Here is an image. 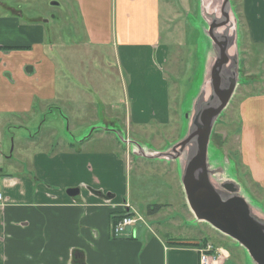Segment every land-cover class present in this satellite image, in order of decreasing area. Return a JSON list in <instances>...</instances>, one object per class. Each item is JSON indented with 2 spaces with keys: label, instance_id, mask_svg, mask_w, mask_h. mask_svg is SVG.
<instances>
[{
  "label": "crops",
  "instance_id": "obj_1",
  "mask_svg": "<svg viewBox=\"0 0 264 264\" xmlns=\"http://www.w3.org/2000/svg\"><path fill=\"white\" fill-rule=\"evenodd\" d=\"M4 1L0 0V48L15 49H0V132L6 133L3 117L22 113L31 117L56 113L64 124L67 116L55 104L64 108L68 103L55 101L65 99H55L57 67L48 49L47 55L43 53L44 28L34 19L22 24L20 0ZM70 1L83 18L91 42L84 44L86 49L114 50L115 66L126 77L130 123L141 126L150 118L167 123L162 79L167 52L158 36L159 0ZM239 6L250 44L264 48V0H240ZM150 66L155 69L153 77ZM35 98L53 101L57 109L36 111ZM40 128L38 125V132ZM249 129L253 144L243 136L239 141L247 150L245 162L256 184L263 188L264 130ZM64 151L31 152L28 165L17 164L21 173L0 168L4 198L0 205V264H198L197 247L174 245L188 240L161 238L156 233L159 225H137L129 229V238L110 235L111 216L122 213L124 203L131 207L116 149L93 154ZM87 164L90 171L79 180V171H86ZM71 187L79 188L74 198L64 192ZM158 214L148 217L154 219Z\"/></svg>",
  "mask_w": 264,
  "mask_h": 264
},
{
  "label": "rangeland",
  "instance_id": "obj_2",
  "mask_svg": "<svg viewBox=\"0 0 264 264\" xmlns=\"http://www.w3.org/2000/svg\"><path fill=\"white\" fill-rule=\"evenodd\" d=\"M5 1L9 4V0ZM159 2L158 36L160 45L166 47L167 52L162 79L166 90L168 121L160 124L150 118L141 126L129 121L131 100L125 95L126 77L120 75L115 66L113 48L106 45L112 49L100 53L89 47L86 49L84 44L90 45L91 42L85 35L83 18L76 4L70 0L17 2L18 10L23 15L22 24L34 19L44 28L43 53L47 55L48 49L57 67L58 97L55 99H65L55 101L63 105L68 103L64 108L60 103L55 105L61 107L58 108L67 118L62 124L56 113L52 117L48 114L31 117L26 113L3 117L6 133L0 132V168L11 174L16 171L21 173L17 164L30 163L31 152L43 149L47 152L65 149L64 152L70 153L82 150V153L93 154L110 152L114 148L121 160L120 173L126 177L128 202L144 218L149 228L150 224L159 225L156 233L165 239L172 237L180 241H199L205 238L215 248L225 249L229 258L224 264H249L246 252L235 242L204 223L191 224L193 216L186 205L175 162L136 158L114 134L93 130L110 125L109 128L120 131L125 138L155 151L164 150L181 137L185 128V114L199 84L203 64L200 51L202 37L195 25L198 1ZM231 2L238 19L242 82L214 127L212 144L226 164L233 167L235 179L254 205L264 212V187L256 184L250 165L245 162L247 150L241 148L239 141L243 136L249 138L252 145L253 138L248 128L264 130V48L250 44L240 13V0ZM154 70H148L152 77ZM33 108L36 111L57 109L53 101L38 98H35ZM38 125L41 126L39 132ZM70 143L74 144L73 149L67 148ZM88 167L90 165L87 164L86 171H79V180L89 173ZM68 189L65 188L64 192ZM158 205L163 206L158 217L149 218V209ZM139 226L145 225L140 223Z\"/></svg>",
  "mask_w": 264,
  "mask_h": 264
},
{
  "label": "water",
  "instance_id": "obj_3",
  "mask_svg": "<svg viewBox=\"0 0 264 264\" xmlns=\"http://www.w3.org/2000/svg\"><path fill=\"white\" fill-rule=\"evenodd\" d=\"M196 28L202 37V69L181 137L155 151L124 137L109 126L129 153L145 160L175 162L191 224L204 223L242 247L249 264H264V212L254 205L212 144L213 130L241 84L238 19L231 0H197ZM52 5H57L52 3ZM85 140V139H84ZM79 188H70L74 198Z\"/></svg>",
  "mask_w": 264,
  "mask_h": 264
},
{
  "label": "built area",
  "instance_id": "obj_4",
  "mask_svg": "<svg viewBox=\"0 0 264 264\" xmlns=\"http://www.w3.org/2000/svg\"><path fill=\"white\" fill-rule=\"evenodd\" d=\"M3 194L0 191V205L3 203ZM122 213L111 216L110 221V235L116 239L129 238V229H133L140 223L147 226L144 218L138 215L136 211L128 204L122 205ZM198 264H223L228 258V254L222 253L218 248H215L211 243L199 244L197 248Z\"/></svg>",
  "mask_w": 264,
  "mask_h": 264
},
{
  "label": "trees",
  "instance_id": "obj_5",
  "mask_svg": "<svg viewBox=\"0 0 264 264\" xmlns=\"http://www.w3.org/2000/svg\"><path fill=\"white\" fill-rule=\"evenodd\" d=\"M0 49H2V50H10V49H15V48H0ZM212 141H213V139H212ZM68 146H69V149H73L74 144L70 143ZM161 208H162V206H159V205L158 206H154L153 209H149V214H151V213L153 214L156 211H159ZM207 242H208V240L203 238V239H201L199 241L175 242L176 244H174V245H176V246L197 247L199 244H206Z\"/></svg>",
  "mask_w": 264,
  "mask_h": 264
}]
</instances>
